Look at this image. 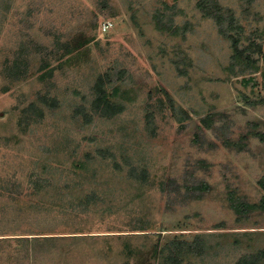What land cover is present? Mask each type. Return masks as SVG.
<instances>
[{"label":"rangeland","instance_id":"obj_1","mask_svg":"<svg viewBox=\"0 0 264 264\" xmlns=\"http://www.w3.org/2000/svg\"><path fill=\"white\" fill-rule=\"evenodd\" d=\"M202 1L0 0V264H264V54L233 74ZM218 2L264 43V0ZM107 72L111 116L91 107Z\"/></svg>","mask_w":264,"mask_h":264},{"label":"trees","instance_id":"obj_2","mask_svg":"<svg viewBox=\"0 0 264 264\" xmlns=\"http://www.w3.org/2000/svg\"><path fill=\"white\" fill-rule=\"evenodd\" d=\"M201 4L205 15L210 16L216 20L221 34L225 35L231 42L233 54L228 69L233 74H245L246 71L251 70L252 68L258 72L260 70L259 66L254 65L253 67L251 62H257V59L253 58V53L264 54V43L257 42L256 39H250L248 37L250 39L249 42L244 45L241 44V38H243L242 32H244L245 27L238 23L234 16L227 17L222 7L219 5V2L213 4L212 0H203ZM175 7V3L171 5L169 4V2H164L163 8H157L154 13V19L159 29L168 31L170 33H177L179 31V26L175 24L174 19ZM23 63L25 64V62L23 61H16L15 65L13 66L15 67L14 72H12L13 76L19 77L20 75H23L25 73L26 69L21 67ZM260 72L263 78L262 81L264 85V67L262 71L260 70ZM126 73L127 71L125 70L120 71V76H118V78L122 80ZM112 80V73L107 72L99 76L94 86L95 94L91 102V107L95 112H99L100 114L105 116H111L115 114L117 110H120L119 107L117 108V106H115V104L109 99L106 91V83L112 82ZM163 92L164 96L157 97L155 104L156 108L161 110L169 108L174 112L175 116L180 121L191 118V114L189 111L176 106L175 100L170 96V93L166 89H164ZM260 182L264 187V178H262ZM261 201V207L264 208V197L261 199ZM232 205L237 212H247L253 207V204L251 203L244 201L236 202L234 199H232ZM144 228L149 229L146 226L140 225L139 227H136V229L131 230L145 231ZM180 241L181 242H179V244L173 245L174 247L172 248L170 247L172 249V252L168 255V260H175L178 257V254L182 253L184 250H189L191 252H200L199 250L196 251L199 247V245H197V238L192 242L183 240ZM259 255V257H264V250H261ZM254 259H256V257L252 258L251 255H245L238 260L237 264H251L252 260ZM178 264H180L179 261Z\"/></svg>","mask_w":264,"mask_h":264}]
</instances>
